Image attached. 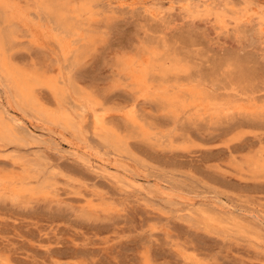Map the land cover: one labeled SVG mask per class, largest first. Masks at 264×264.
<instances>
[{
  "label": "rangeland",
  "instance_id": "1",
  "mask_svg": "<svg viewBox=\"0 0 264 264\" xmlns=\"http://www.w3.org/2000/svg\"><path fill=\"white\" fill-rule=\"evenodd\" d=\"M72 2L93 7L69 15L78 62L37 0L11 1L25 13L12 65L40 73L37 105L66 100L77 128L0 71V111L23 135L0 145V264H264V0ZM129 64L208 102L176 114Z\"/></svg>",
  "mask_w": 264,
  "mask_h": 264
},
{
  "label": "bare ground",
  "instance_id": "2",
  "mask_svg": "<svg viewBox=\"0 0 264 264\" xmlns=\"http://www.w3.org/2000/svg\"><path fill=\"white\" fill-rule=\"evenodd\" d=\"M11 1L12 0H0V71L1 73L7 80H9L12 83L14 89L18 93V97L20 101L23 104L33 107L37 113L42 115V117L44 116L50 121H55V122L58 121V122H61L66 127L77 128L76 123H75L74 113L71 110H69L66 100L64 101L60 100L59 108L57 110H50L46 107L37 105V99H36V95L34 92V89H35L34 87L37 83L42 85L40 81L43 79L42 76H40L39 72H37L39 74H36V71H34L35 73H32L33 71L31 72L29 70V72H31L29 73L28 70L25 71L23 69L16 68L15 66L12 65V61H11L12 58L11 56L8 55L7 49L9 51V48L11 50L13 49L12 47L14 46L10 41L12 39H15L13 37L14 35H16L15 31H17L16 30L17 27L14 25L13 20H14V17L16 16V13L20 12L19 13L20 15L25 14V13L22 11H18L16 7H13L14 4L11 3ZM37 2H38V6H37L38 9L41 11H46L48 15L52 17V21L57 26L58 33H56L55 36H59L60 34H62L61 38L59 39L62 49L65 51L70 50V48L73 45V41L69 40L67 37L69 35L74 34L76 28H75L73 19L70 18L69 15L71 12L77 13V14L78 13H92V10H93L92 5L89 4V2L87 3L82 2L83 4H75L72 2V0L71 1L70 0H37ZM3 21H6L8 23L3 22ZM9 21H13L11 22L12 24H10ZM1 22L3 24H1ZM2 25L4 26L2 27ZM9 41H10L9 45L12 44V47L10 46L8 48L6 46L8 45ZM12 41L14 42V40ZM81 47L83 48V45H81ZM81 47L78 46L77 48H75V50L74 49L72 51L70 50L74 54L75 60L77 62L80 61V56L78 55V53L79 51H81L80 50ZM133 65L134 64H129V67H127V69L129 71V77L131 78V81L133 82L134 87L138 89L139 91L144 92L145 94L150 93V96H153L155 99H158L162 101L163 103L168 104L169 107H171V109L176 110V114H178L177 110L179 109L180 110L185 109V108L187 109V107L190 108V105H193V104L200 105L198 106L199 108L201 107L202 104H205L208 102L207 94L205 95V92L203 93L200 89H196V88L183 89L180 87H170V86H159V87L151 88L152 82H150L151 80L149 81V74H148L149 68L139 67L135 69ZM48 84L54 90L57 91L58 89L57 82L53 80V81H50V83ZM71 87L73 88V86ZM89 107L91 106L89 105ZM96 124L98 127L102 129L104 133V136L102 138H104L106 142L112 141L116 144L122 143V139L119 137V135H117L116 132L110 129L109 126L107 127L103 118H101L100 116L97 117ZM21 138H23V135L17 129L16 125L11 120L7 119L6 116L0 111V145H4L2 143H12L15 141L17 142ZM35 162H37V159ZM32 163H34V161ZM127 175H129V173ZM31 177L32 175H30L29 172H27L25 175L20 177L21 179L20 183L25 185L26 188L25 187L23 188H25L26 191L27 189L28 191H33V189H31L30 187L28 188V185H29L28 183L27 185L25 184L26 182H29V183L31 182V180H29ZM13 190L15 191L16 189H13Z\"/></svg>",
  "mask_w": 264,
  "mask_h": 264
}]
</instances>
